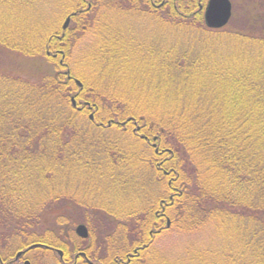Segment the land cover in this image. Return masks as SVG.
I'll return each mask as SVG.
<instances>
[{
  "label": "trees",
  "instance_id": "16d2710c",
  "mask_svg": "<svg viewBox=\"0 0 264 264\" xmlns=\"http://www.w3.org/2000/svg\"><path fill=\"white\" fill-rule=\"evenodd\" d=\"M90 1L128 15L149 14L167 26V38L145 50L147 68L126 72L135 79L119 67L129 52L122 40L111 37L103 46L98 38L92 69L103 61L105 73L109 65L120 92L100 87L98 74L92 80L78 77L79 100L95 112L92 121L81 114L90 112L87 107L71 105L77 97L75 78L64 73L61 80L59 73L46 71L32 82L13 72V57L43 56L50 64L41 52L48 40L37 47L36 30L27 19L37 14L40 0H0V227L8 231L5 246L19 241V250L37 245L33 249H42L40 254L56 248L71 252L68 228L82 224L90 238L107 240L105 251L94 256L103 257L102 264H184L142 257L150 245L147 232L156 224L167 230L163 225L169 220L171 230L190 234L209 222L219 231L218 242L205 251L191 247L193 264H233L232 257L242 258L238 264H264V16L261 22L254 19L258 25L253 15L238 25L231 9L229 23L209 29L207 0ZM76 2L81 5L75 4L71 14L80 27L91 21L90 10L82 0ZM181 38L185 43H179ZM2 55L9 64L2 63ZM146 82L149 86L140 85ZM134 85L148 109L141 102L133 107L126 94L132 96ZM103 130L116 133L118 140L103 141ZM103 161L104 175L123 189H136L142 200L120 214L114 232L104 217L84 211L56 184L78 180L86 171L103 174L98 169ZM46 211L54 217L50 229L40 225ZM132 246L136 254L131 257ZM4 259L3 264H20ZM52 259L31 257L29 264H54Z\"/></svg>",
  "mask_w": 264,
  "mask_h": 264
},
{
  "label": "rangeland",
  "instance_id": "374dc122",
  "mask_svg": "<svg viewBox=\"0 0 264 264\" xmlns=\"http://www.w3.org/2000/svg\"><path fill=\"white\" fill-rule=\"evenodd\" d=\"M76 1L77 0H40L39 5H37L39 7L37 14L28 15L27 19L29 25L36 30L33 41L37 43V47H39L40 43L44 44L48 40V44L41 50V52L42 55H46L50 58V64H47V61H44V57L41 56L40 59L34 58L32 60L22 57L14 59L13 57L12 65H15L13 67V70L15 71L13 72L16 73L18 77L28 78L32 82L44 75L46 71H52L55 75L59 73L58 78L61 80L64 78V73L68 75V77L71 76L75 78V85H73V88L75 87L74 94H76L77 97L74 96L75 98L72 97L70 100L73 107H77L78 105V108H81V106L87 104L84 105L81 102L82 100H79V98H82V82L79 80V76H86L92 80L94 79L93 77L98 74L99 79L95 81L99 83L100 87L112 86L115 91L120 92L116 86L119 79L109 73V65L105 67V73L103 72L102 60L95 71L92 69L94 65H97H93L90 61V58L94 55L93 48L97 43H101L100 40L102 38L103 46L106 44V41L104 42V40H108L111 37L117 41H119V39L122 40L124 48L129 52L125 55L127 62L119 65V67L125 72L126 77L131 76L132 79H135L137 78L136 74L132 72L127 75L126 72H131L130 70H134V67H139L141 69L147 68V62L142 61L144 60L142 57L146 55L145 50L149 49L156 43L163 41L161 37L167 36V32L164 31L167 26L163 27L162 23L157 22L155 18L153 19L149 14L128 15L121 12H115V10L103 5L102 1L96 5L93 2L91 3L90 0H82L83 5L86 6L87 10H90L89 17L91 21L88 24H83L79 27L76 26L79 22L75 21V14H71L73 11L72 8L75 4L81 5V2L78 4ZM230 2L231 5L233 4L232 16L235 15L238 25L243 22L247 23L250 20L248 16L251 15H253V20L259 17L260 22L261 19L264 18L260 17L261 15L264 16L262 13L264 12V0H231ZM67 19L68 23L65 26ZM253 20V24H259V20H254L256 23ZM98 38H100V40H98ZM167 42L170 44L169 47L173 45L172 41L167 40ZM183 42L185 43V39L181 38L179 43L182 44ZM67 49L69 53L64 54ZM216 49V51H218L220 47H217ZM2 59V63L9 64L4 61L5 58L3 55ZM116 68L118 69V67ZM106 73H109V77L114 80L108 78V74L106 75ZM112 75L114 77H112ZM140 85L149 86V83L147 84L146 82ZM76 87H80L78 89H80L81 92L77 91ZM142 91L144 92V90ZM130 93H132V96L128 94L126 95L131 99L133 107L138 109V103L141 102L140 107H145V109L149 108V106L137 98L136 85L130 89ZM134 93H136L135 97H133ZM88 109L89 111L91 110L90 108ZM81 114L89 117V120L91 121L95 118V112L93 113V111H84ZM105 131L106 130H103V141L110 137L118 140V135L116 133ZM126 144V147H129V145L132 146V144ZM105 165L106 164L103 161V166L98 168L100 169V173L103 170V174L94 175L89 174L86 171L81 178H78V180H69V182L66 181L67 183L64 184H56L58 187L64 186L67 192L74 196L76 202L83 210L87 208L88 212H95L94 214L101 217V219L104 217V223H106L110 229L112 228L114 232L119 229L117 227V220L121 218L119 217L120 214H123L130 209L137 208L136 202H142V200L140 199L141 194L136 189H130L132 187H125L123 189L120 187L121 182L112 181L107 175L105 176L104 174L107 173L105 172ZM114 177L112 178L113 180H115ZM136 183L142 184L139 181ZM153 187L155 186L152 185L150 190L154 193L157 192L156 188ZM158 193L160 194V191ZM155 196H157V193ZM160 197L162 196H159V199L162 200ZM159 210V207L155 209L153 212L154 215H156ZM49 217L46 211L40 223L44 228L50 229L55 226L53 223L54 217L52 215H49ZM162 223V220H160V224ZM206 223L208 224H204L200 231L190 234L171 230V228H169V220H167V226L166 222L163 225L164 227H168L166 228L167 230L158 228V224H156L153 229L147 232L148 245H150L147 249L142 251V257H160L171 262L183 260L184 264H193V260L196 258L191 257L190 255L191 247H193L194 250L202 248L203 251H205L207 246L210 244H216L215 242H218L219 239V231H215L211 226V223ZM78 226L85 227L87 232L86 238H82L76 233V228ZM78 226L73 227L72 225L71 228L70 225L68 228V233L72 235L68 244L71 252L67 250L65 252V249L61 250L56 248L54 251L50 250L47 255L40 254V252H43L42 249H29L31 246L25 250H19V241L15 242L12 247L5 246V243L7 242H3L2 239L8 241L9 236L6 235L8 231H6L5 226L0 227V234H3V238H0V262L3 264V259L7 258V260H14L20 264H25L26 262L31 263V257H51L53 258L52 263L54 264H56L55 261H57L58 258L60 260L64 259L62 264H102L100 261H103V257H100L99 259L94 256L102 248L105 251V243L107 240H103V237L95 238L94 234L93 237L90 238L89 230L86 226L82 224H79ZM157 228L161 231L159 230L157 235H151L158 231ZM74 246H76V249L72 252V247ZM135 248V246L131 247V257L136 254L134 251ZM84 253L93 257V259L90 261L87 259L85 260L84 257L86 254ZM94 258H96V260ZM214 259L218 260V257H214ZM230 260L233 264H238L242 258L232 257ZM4 261L6 262V259H4Z\"/></svg>",
  "mask_w": 264,
  "mask_h": 264
},
{
  "label": "water",
  "instance_id": "95a60500",
  "mask_svg": "<svg viewBox=\"0 0 264 264\" xmlns=\"http://www.w3.org/2000/svg\"><path fill=\"white\" fill-rule=\"evenodd\" d=\"M231 9L232 7L229 0H208L204 9V23L206 27L209 29H220L224 27L231 17ZM67 23L68 19L65 22V26ZM76 233L82 238H86L87 236L84 226H78L76 228ZM35 247H37V245H32L29 249Z\"/></svg>",
  "mask_w": 264,
  "mask_h": 264
},
{
  "label": "flooded vegetation",
  "instance_id": "af4514ba",
  "mask_svg": "<svg viewBox=\"0 0 264 264\" xmlns=\"http://www.w3.org/2000/svg\"><path fill=\"white\" fill-rule=\"evenodd\" d=\"M153 4V1H152V3H151V5ZM155 5V4H154Z\"/></svg>",
  "mask_w": 264,
  "mask_h": 264
}]
</instances>
